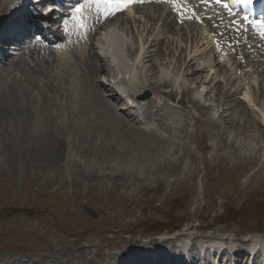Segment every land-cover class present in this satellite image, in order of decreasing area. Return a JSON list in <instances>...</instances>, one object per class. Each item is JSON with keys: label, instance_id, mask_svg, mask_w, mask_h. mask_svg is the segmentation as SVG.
<instances>
[{"label": "rangeland", "instance_id": "obj_1", "mask_svg": "<svg viewBox=\"0 0 264 264\" xmlns=\"http://www.w3.org/2000/svg\"><path fill=\"white\" fill-rule=\"evenodd\" d=\"M5 6L0 0V17ZM147 12L139 9L110 25L130 40L128 58L142 73L135 90L166 94L172 119L157 111L155 97L139 101L137 108L117 109L121 98L113 100L114 87L103 82L120 75L102 42L106 28L86 45L75 68L76 99L73 77L58 84L55 69L62 55L50 52L33 61L28 51L16 50L0 66V84L22 81L41 98L40 108L55 116L44 120L37 111V126L54 129L50 139L55 148L43 153L34 149V134L28 140L21 137L29 119L26 111L13 114L12 138L0 124V264H33L41 258L63 264V256L73 261L69 264H114L129 253L171 247L192 234L196 243L216 233L239 245H247L250 236H264V111L257 103L264 90V58L251 57L249 63L259 64L261 77L241 93L248 75L243 79L232 68L235 63L230 69L215 63L213 42L202 26L173 28L169 19L157 22ZM7 17L0 18V31L9 23ZM162 69L170 75L161 80ZM176 78L182 86H176ZM125 84L120 80L116 88ZM89 87L105 103L86 99ZM196 90H203L200 99L192 95ZM46 99L51 100L48 106L42 105ZM94 102L99 106L92 108ZM115 131L156 138L167 143L168 151L148 154L135 166L130 145L115 139ZM220 232L227 233L221 237ZM151 238L158 242L150 243Z\"/></svg>", "mask_w": 264, "mask_h": 264}, {"label": "bare ground", "instance_id": "obj_2", "mask_svg": "<svg viewBox=\"0 0 264 264\" xmlns=\"http://www.w3.org/2000/svg\"><path fill=\"white\" fill-rule=\"evenodd\" d=\"M3 1H4L6 6L4 7V10L2 12V16H4V14H7V12L11 11L12 9H13L12 13L16 14V15H19L25 9L28 10V7H25L23 4L19 5V3L17 5L16 1H14V0H3ZM133 11H134V9H131L128 13H126L127 15L126 14H121V15L117 16V18H119L120 16L124 17V16L131 15ZM229 16H230V14H229ZM148 17L153 19V20H157V22L162 21V17H164V18L169 19L170 20L169 23L172 25V23H171L172 19H171V16H170V12L164 6H161L160 8H157L156 6L152 5L151 6V12H149ZM130 21L133 24L135 22L134 19H132V20L128 19L126 21V23H129ZM29 23H30L29 18H27L25 21H21V22H19V20L15 21L14 22L15 28H13V26H12L11 30L15 29V32H13V33H16V32L17 33H21V32H23L25 30V25H28ZM108 25H110V24L109 23L106 24V26H108ZM135 25H136V23H135ZM189 26L190 25L187 24V27L192 29L191 28L192 24H191V27H189ZM189 32H190V30H189ZM202 32H204L208 36V38L211 40V43H212L213 42L212 41L213 35L211 33V29H209L206 25H203L202 26ZM122 33L123 32L120 29H115L113 27H108V30L104 33V36H105L104 41L108 45V47L110 48V56L113 59V62L118 66V69H119V72H120V75H121V76L119 75L120 80H123V81L127 82V86L125 84V86L122 87V85H120L117 88L121 89L123 91V95L131 96V94H133L135 96V95H138V94L142 93V91L138 92L137 90H135V83H134L135 81H140V79L142 78V73L134 67L135 64H133V65L130 64L129 61L125 58V54L127 53L125 51V44L128 42V38H126L125 34L124 33L122 34ZM11 34L12 33L8 34L9 35V39H15ZM80 35L84 36L83 32H81ZM76 36H79V34H76ZM76 40H77V43H79V45L81 46V48H84L83 47L84 46L83 45L84 42L83 41L80 42L78 39H76ZM1 44L2 43H0V55H3L4 48H3V45H1ZM70 47H72L71 44L68 45L67 48H65L66 51H64V52L67 54V56L63 57L64 61L62 62V64L60 62L56 64V69L55 70H56L57 73L56 72L55 73H56V77L59 78L58 84H61L63 82V78H65V81L68 82V80L69 79L71 80L72 77H73L72 84L74 86H72V84H71V86H72L71 90H72V92H74V95H73L74 98L73 99H76L75 98L77 96L76 95V91L78 90V85L79 84L76 83L77 82V77L75 75H76V73L78 74V71L76 72L75 68L77 69V67L79 66V62H77V61L74 62L73 54H71V51L69 50ZM80 49H78V52L79 53L81 52L80 54H83V52H82L83 50L80 51ZM142 51H143V48H142ZM84 52H85V50H84ZM224 53H225L224 51L222 52V54L220 53V56L223 55L221 58H223V60H224L221 63V60L219 61L217 59L216 52H215V57H216L215 63H217V64L221 63V66H225L226 69H230L231 65L233 63H235L237 67L235 66V67H232V68L234 70H237L238 74L244 76L243 79H246L245 78L246 77L245 74H247L246 70H248L249 73L251 74L250 76L254 77V78H252V80L255 83V85L257 84V82H259L258 80H260L261 75L259 76V78H258V76L256 74L253 75L254 73H258L257 65H259V64H257V62L256 63L253 62L254 63V65H253L252 63H249L250 62V60H249V62H247L246 64H242L241 62H239L240 61L239 59L234 60L235 57L233 55L230 54L228 56V55H225ZM139 54H140V52H139V48H138V50L136 51V57ZM249 59H251V58H249ZM36 61H37V59H36ZM55 62H56V59H55ZM45 63H48V62L45 61ZM101 69L104 70V67H102ZM223 71H225V70H223ZM126 73L129 74L128 80L125 77ZM169 75H170L169 70L162 69L161 70V74H160V79L161 80L165 79L166 77H169ZM25 81H27V80H25ZM118 83H120V81ZM174 83L176 84L177 87L178 86L179 87L182 86L179 78H176ZM36 84H37V82H36ZM244 84L245 83H243L241 86L243 87ZM254 86H251V87H254ZM49 87H52V84ZM27 88L28 87H26L25 84L22 83V81H18V82L14 81L13 83H9L8 80L6 79L4 84H0V124L3 125V128L5 130H7L8 136L10 138H12V135H13L14 129H15L14 120H12L13 114L18 116L21 113H23L24 111H26L28 113V115H29L28 116L29 119H28V123L26 122L23 125V127L26 129V132L22 133L21 137H23L24 140H28L29 136L34 134L35 138L33 140V145H34V149L37 152H42L43 153L45 151H52V150H54L55 145H54V142L51 143L52 141H51L50 137L51 136L54 137V131H53L54 129L51 128V127L49 128V125H48V127H47V125H45V126H37V124H36V122L38 121L37 120V118H38L37 117V115H38L37 111L42 115L44 120H47V119H50V118H52L54 120L55 116H54L53 113H50L47 109L40 108V106H39V104H40L39 101L40 100L39 99H41V98H39V97L37 98ZM53 88H55V86H53ZM89 88H90V90H88V92H84V97L86 99L87 98H96L95 101H97L98 103H101V104L105 103V102L102 101V99L100 97L98 98V97H96L94 95L95 91L91 87H89ZM133 90H135V93L130 92V91H133ZM250 91H252V90H250ZM57 93H58V91H57ZM193 93H192V95L197 97L196 99H198V98L200 99V97H202V95H203V90H196ZM153 94H154V96L152 98H149L150 100L147 99V101L148 102L149 101H153V99L155 97L154 107L157 109V111H159V113L162 115V117H163V112H164V114H165L164 118H167V119L174 118L173 117L174 115L171 114V113H168V111H167V110H171V109L166 107V105H165L166 94H162V92H161L162 95H159V92L157 90L154 91ZM92 96H94V97H92ZM258 97H259V99L257 100L258 101L257 103H259V105L261 104V107L263 109H260V110H262V112H263L264 111V90L260 89V94H259V96H257V98ZM252 98H253V96H252ZM59 99L60 98H58V100ZM48 101L50 102L51 100H47L46 99L44 102L42 101V105L44 103V104H46L48 106L50 104V103L48 104ZM62 102H63V100H62ZM97 102L96 103L94 102L92 108H94V105H96V104H97V106H99V104ZM178 102L181 104L180 100H178ZM55 104H57V103H55ZM55 104H52V106L54 107ZM123 104H124V107H126V105H125L126 102H124ZM248 107H250V106H248ZM121 109L122 108H120V110ZM248 109H250V112H251L252 111L251 109H253V107L252 108L250 107ZM161 111H162V113H161ZM248 112L245 113V114L246 115L249 114ZM262 112H260V113H262ZM247 119H248V116H247ZM262 119L264 120V112H263V118ZM263 120H261V121H263ZM249 121L251 122L252 119H248V122ZM63 124L64 123H62V125ZM35 127L37 128V130L34 129ZM115 132H116V134H115L116 136L114 135L115 139L117 137V139H119L121 141H125L126 144L130 145L131 152H132L133 157H134V160H133L132 164L135 165V166L138 165L140 163V160L142 158H144L145 156H147L148 154L155 155V154H158L159 152L163 153L164 151L167 150V147H166L167 143H166V145L162 144V142L159 141L156 138H152V137L150 138V137H146V136H141L140 134H137V132H135V133L131 132V133H128V134L124 133V132H120V131H115ZM18 133H20V132L16 131V134H18ZM225 145H227V146L229 145L230 147L234 148V150L236 149L234 147V145H232V144H225ZM226 149H227V147H226ZM132 164H131V166H132ZM124 169H125V172H127V173L129 172L128 168L125 167ZM200 227L201 226H199V228ZM209 231H211V230H209ZM201 232L202 233H207L206 231H201ZM211 233H213V232H211ZM172 234H174V233H169V235H172ZM214 234H216V233H214ZM208 238H210V237L208 236ZM208 238H206L204 240H201L200 242H209V241H207ZM210 241H213V242H210L211 244H209V245L213 246V248H217L216 244H221L222 245L224 243L223 241H218V240H215V239H210ZM152 242L156 243V242H158V240H156L154 238H151L150 239V243H152ZM258 242H260V243H262L264 245V236L263 235L254 236L252 238L251 244H249L247 247L244 246V245L239 246L236 249L237 252L234 254V257H236V259L241 261L242 258L244 259V257H243L244 253H242L243 248H245V249L247 248V250L250 253H252L254 251V249L256 247V244ZM225 244H227L230 248H233V246H235V245H232L233 243H229V242H225ZM123 245H125V244H123ZM123 245L119 246L118 249H122ZM221 245H220V247H221ZM102 250H103V247H100L98 249V254L101 253ZM131 254L129 253V255H131L129 258L128 257L124 258V256H122L120 259H115V264H198L200 262L198 260L197 256L190 255V254H186L187 256L184 254V256H182V252L181 253H179V251L176 252V253L173 252L172 247H166L165 248V247L161 246L158 249L156 254H154V251H152L151 249H149L147 251L145 250L143 252H142V250H139L138 252H136V253L133 252ZM80 256L83 257L84 254L81 253ZM63 257H64L63 259L60 258L61 260L64 261L63 264L73 263V261L71 259H70V261H68L66 256H63ZM222 257H224V256H222ZM42 259L43 258L39 259L38 261H33V264H62V261H60V260L59 261H52V262L47 260L48 263H46L45 259H44V262H43ZM248 260L249 259H247V261ZM246 263L247 262H245V264ZM240 264H243V261Z\"/></svg>", "mask_w": 264, "mask_h": 264}, {"label": "snow or ice", "instance_id": "obj_3", "mask_svg": "<svg viewBox=\"0 0 264 264\" xmlns=\"http://www.w3.org/2000/svg\"><path fill=\"white\" fill-rule=\"evenodd\" d=\"M143 2L144 0H78L76 5L70 10L69 17L63 21L64 32L71 34L70 26L72 30H76L77 32L85 29L92 31L94 27L89 26L87 23L90 17L96 19L108 18L114 16L119 11L125 10L131 4ZM171 2L175 7V0H171ZM216 2L220 3L221 0H216ZM252 2L253 0H237V4L242 5L245 9H249ZM196 19H199V17L197 16ZM245 19H247V16ZM251 25L253 29L258 31L261 39H264V21L253 20L251 21Z\"/></svg>", "mask_w": 264, "mask_h": 264}, {"label": "water", "instance_id": "obj_4", "mask_svg": "<svg viewBox=\"0 0 264 264\" xmlns=\"http://www.w3.org/2000/svg\"><path fill=\"white\" fill-rule=\"evenodd\" d=\"M150 96L149 92H146L144 95L140 96L141 98H147ZM86 210L91 214L92 216H95L94 212L90 208H86Z\"/></svg>", "mask_w": 264, "mask_h": 264}]
</instances>
